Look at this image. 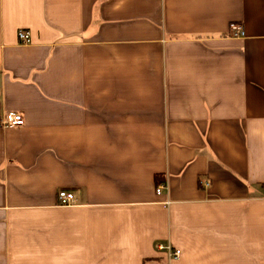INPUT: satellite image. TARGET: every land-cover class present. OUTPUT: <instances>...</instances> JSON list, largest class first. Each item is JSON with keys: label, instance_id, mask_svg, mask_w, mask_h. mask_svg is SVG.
Segmentation results:
<instances>
[{"label": "crops", "instance_id": "obj_1", "mask_svg": "<svg viewBox=\"0 0 264 264\" xmlns=\"http://www.w3.org/2000/svg\"><path fill=\"white\" fill-rule=\"evenodd\" d=\"M0 264H264V0H0Z\"/></svg>", "mask_w": 264, "mask_h": 264}, {"label": "built area", "instance_id": "obj_2", "mask_svg": "<svg viewBox=\"0 0 264 264\" xmlns=\"http://www.w3.org/2000/svg\"><path fill=\"white\" fill-rule=\"evenodd\" d=\"M18 37L23 45H29L31 43L30 33L27 31H19ZM231 37L238 39L245 38L246 32L244 31L242 26L232 25ZM1 124L5 128L21 127L24 126L25 119L20 113L9 112L4 115ZM206 186H208V184H206ZM163 188L164 186L162 184L159 185V187L157 188L158 195L161 194ZM58 201L61 206H72L76 203V197L73 193L62 190L58 194ZM158 249L161 251H167L172 259H179L181 257V251L173 250L171 247L159 246Z\"/></svg>", "mask_w": 264, "mask_h": 264}]
</instances>
